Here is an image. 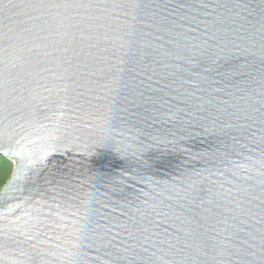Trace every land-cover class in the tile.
I'll return each instance as SVG.
<instances>
[{
    "label": "water",
    "instance_id": "obj_1",
    "mask_svg": "<svg viewBox=\"0 0 264 264\" xmlns=\"http://www.w3.org/2000/svg\"><path fill=\"white\" fill-rule=\"evenodd\" d=\"M0 264H264V0H0Z\"/></svg>",
    "mask_w": 264,
    "mask_h": 264
},
{
    "label": "trees",
    "instance_id": "obj_2",
    "mask_svg": "<svg viewBox=\"0 0 264 264\" xmlns=\"http://www.w3.org/2000/svg\"><path fill=\"white\" fill-rule=\"evenodd\" d=\"M13 172L12 163L5 157H0V191L10 179Z\"/></svg>",
    "mask_w": 264,
    "mask_h": 264
},
{
    "label": "rangeland",
    "instance_id": "obj_3",
    "mask_svg": "<svg viewBox=\"0 0 264 264\" xmlns=\"http://www.w3.org/2000/svg\"><path fill=\"white\" fill-rule=\"evenodd\" d=\"M11 161V160H10ZM11 163H12V167H13V169H14V162L13 161H11Z\"/></svg>",
    "mask_w": 264,
    "mask_h": 264
}]
</instances>
